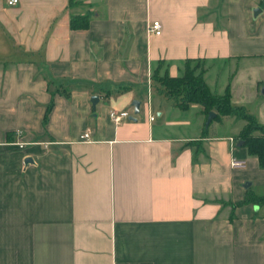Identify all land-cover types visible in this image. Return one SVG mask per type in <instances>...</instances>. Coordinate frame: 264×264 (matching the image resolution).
<instances>
[{
  "label": "crops",
  "instance_id": "0c3cea01",
  "mask_svg": "<svg viewBox=\"0 0 264 264\" xmlns=\"http://www.w3.org/2000/svg\"><path fill=\"white\" fill-rule=\"evenodd\" d=\"M186 58L264 125V0H0V264H264L244 120L151 78Z\"/></svg>",
  "mask_w": 264,
  "mask_h": 264
},
{
  "label": "trees",
  "instance_id": "16d2710c",
  "mask_svg": "<svg viewBox=\"0 0 264 264\" xmlns=\"http://www.w3.org/2000/svg\"><path fill=\"white\" fill-rule=\"evenodd\" d=\"M86 24L87 18L84 15H74L69 19V25L73 28H83ZM203 72L202 59L186 58L182 62L180 74L175 76H170L166 72L158 74L154 69L151 78L161 87L163 93L174 99L181 107H186L189 103H198L206 114L209 110L214 111L212 119L227 114L243 119L244 123L234 137L233 149L242 148L245 154L255 156L258 165L264 168V125L242 106L232 105L226 89L222 93L211 91L204 81ZM238 140L241 141L239 145L236 144ZM239 202L264 204V195L250 193Z\"/></svg>",
  "mask_w": 264,
  "mask_h": 264
},
{
  "label": "built area",
  "instance_id": "2783aa9c",
  "mask_svg": "<svg viewBox=\"0 0 264 264\" xmlns=\"http://www.w3.org/2000/svg\"><path fill=\"white\" fill-rule=\"evenodd\" d=\"M6 4L8 5H13L16 4L18 2V0H4ZM146 32L148 34H154V35H158L160 33V22L158 20H150L147 22L146 24ZM126 113L125 112H120V113H115L113 111L109 112V116L111 117L112 120L114 121H119L121 116H125ZM149 119L153 118L152 114H149L148 116ZM16 135L18 136L20 134L19 130H15ZM81 138L83 139H88V133L84 132L80 135ZM19 147H21L25 142L21 141V140H15L14 141ZM246 160L245 158H241V157H236L235 155L231 154L230 159H229V164L231 167L234 168H242L245 166Z\"/></svg>",
  "mask_w": 264,
  "mask_h": 264
},
{
  "label": "water",
  "instance_id": "95a60500",
  "mask_svg": "<svg viewBox=\"0 0 264 264\" xmlns=\"http://www.w3.org/2000/svg\"><path fill=\"white\" fill-rule=\"evenodd\" d=\"M253 13H256V9L253 10ZM260 91L264 94V87H262ZM96 100H97V95H96V94L91 95V97H90V101H91L92 103H94ZM138 104H139V101L136 100V99H133V100L131 101V105L133 106V112H134V113H137V111H138ZM213 116H214V111L209 110V111L207 112V115H206V119H205L204 124L207 125ZM130 118L134 119V117H132V116H131ZM240 143H241L240 140H238V141L236 142L237 145H239ZM27 159H28V157H26L24 160H27Z\"/></svg>",
  "mask_w": 264,
  "mask_h": 264
},
{
  "label": "rangeland",
  "instance_id": "374dc122",
  "mask_svg": "<svg viewBox=\"0 0 264 264\" xmlns=\"http://www.w3.org/2000/svg\"><path fill=\"white\" fill-rule=\"evenodd\" d=\"M226 90L228 91L229 95H230V92H229V88L227 87ZM255 133H258V131H255Z\"/></svg>",
  "mask_w": 264,
  "mask_h": 264
}]
</instances>
